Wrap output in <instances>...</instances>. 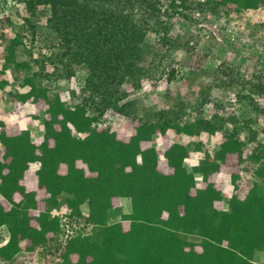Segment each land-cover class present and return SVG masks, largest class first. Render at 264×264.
Instances as JSON below:
<instances>
[{"label":"trees","instance_id":"trees-1","mask_svg":"<svg viewBox=\"0 0 264 264\" xmlns=\"http://www.w3.org/2000/svg\"><path fill=\"white\" fill-rule=\"evenodd\" d=\"M109 1L116 8L97 0H21L24 25L9 33L0 22V94L18 83V91H8L9 113L30 104L42 126L32 137L29 129L0 120V264H30L37 255L40 264H258L255 254L264 253V144L250 149L252 134L246 140L244 127L229 128L223 118L218 124L202 103L181 100L168 112L138 114L129 97L141 81L174 78L164 57L172 42L151 39L133 20L130 0ZM165 1L166 14L183 18L194 4ZM162 3L140 0L142 12L152 15ZM197 4L217 16L264 10V0ZM39 7L48 9L47 26L58 38L50 58L24 45L26 31L31 43L37 37ZM1 20L12 22L9 15ZM20 48L28 59L18 58ZM46 59L58 68L55 80L45 72ZM79 69L86 72L84 87L68 105L55 82L73 79ZM219 77L220 85L239 88V99L264 92L262 82L239 79L230 68ZM107 112L125 118L123 131L112 129ZM169 130L223 133L219 148L204 150L188 171L190 148L173 141ZM157 131L160 147L152 144ZM221 174L233 188L226 202ZM122 198L130 200L129 212ZM85 203L87 215L80 209ZM55 212L73 225L66 239L63 217Z\"/></svg>","mask_w":264,"mask_h":264},{"label":"rangeland","instance_id":"rangeland-1","mask_svg":"<svg viewBox=\"0 0 264 264\" xmlns=\"http://www.w3.org/2000/svg\"><path fill=\"white\" fill-rule=\"evenodd\" d=\"M2 1L0 0V22L2 27H5V31L12 33L13 30H18L21 25H24L23 3L21 0L20 2L15 0V8L11 9L1 6ZM97 1L104 8H116V4L109 0ZM190 1L194 4L191 11L184 12L187 18L171 16L169 12L166 14L167 1L164 4V0L162 4H159L154 15L148 11L142 12L140 0H130L128 3L133 13V20L148 28L151 39L162 36L170 39L172 45L167 46L169 50H164L166 53L164 57H167L169 68L175 69L174 78L170 81L166 80V76L156 83L143 79L141 87L129 98L136 101L138 114L152 116L160 112H168L174 103L181 100H189L199 105L202 103L204 114L218 121V124L219 118H223L225 123L227 122L225 125L229 128L241 130V127H244L242 136L246 140L248 135L252 134L253 138L247 141L250 149L258 143L264 144V92L252 93L249 90L250 86L246 92L252 93L251 97L239 99V96L243 97L239 88L222 86L219 79L221 70L230 68L239 79L244 78L252 84L260 82L264 84V10L248 9L241 13L217 16L206 9L200 10L197 3L202 0ZM8 15L14 16L10 24L1 20ZM48 16L47 8H38L37 16L33 20L37 35L33 43L30 41L29 31H26L24 45L30 48L32 55L39 54L50 58L52 53L57 52L58 38L47 26ZM24 53L20 48L18 58L27 57ZM45 65V72L54 79L59 74L58 68L48 59ZM85 77L84 69H79L71 80L59 78L54 88L70 105L73 103V96H81ZM9 78L5 76V79ZM53 79L51 78L52 81L55 80ZM18 89L19 84L11 81L6 90L1 92L0 120L7 126L17 124L22 129L36 128L39 134L42 126L33 119L32 105L26 104L18 115L9 113L12 105L8 98V91L15 92ZM106 117L111 122L113 130H124V117L112 112H107ZM222 133L223 131L219 130L215 134L201 132L197 136H187L177 134L174 130L167 132L173 141L190 148V155L184 162L188 171L203 157L204 150L213 152L219 148ZM33 134L32 137L38 135L35 132ZM161 143V134L157 131L153 135L152 144L160 147ZM197 145H200V151H192ZM196 179L199 185L200 176L197 175ZM219 180L225 185L223 196L226 202L233 189L230 178L226 174H221ZM121 203L123 211L129 212L130 200L122 198ZM80 209L84 215L88 214L86 203L81 205ZM41 259L42 257L37 255L30 264H40ZM254 260L258 264H264V253H256Z\"/></svg>","mask_w":264,"mask_h":264},{"label":"built area","instance_id":"built-area-1","mask_svg":"<svg viewBox=\"0 0 264 264\" xmlns=\"http://www.w3.org/2000/svg\"><path fill=\"white\" fill-rule=\"evenodd\" d=\"M15 0H3L1 3V6L3 7H9L11 9L15 8ZM10 18L13 19L14 16L10 15ZM55 214H58L60 217H63V221H64V227H65V233L63 234L62 238L66 239L71 233H73V225H71L68 221V219L64 216L65 213H58L55 212ZM1 237L3 236V234L0 232ZM1 239V238H0ZM4 244L3 241H0V245Z\"/></svg>","mask_w":264,"mask_h":264},{"label":"crops","instance_id":"crops-1","mask_svg":"<svg viewBox=\"0 0 264 264\" xmlns=\"http://www.w3.org/2000/svg\"><path fill=\"white\" fill-rule=\"evenodd\" d=\"M4 78H5V77H4ZM0 97H1V96H0ZM20 128H22V127H20ZM30 129H31V128H30ZM30 129H29V130H30ZM30 132H31V135H32V136L34 135V134H33L34 132L38 134L36 128H32V129L30 130Z\"/></svg>","mask_w":264,"mask_h":264}]
</instances>
